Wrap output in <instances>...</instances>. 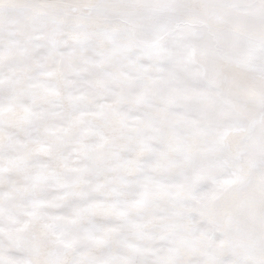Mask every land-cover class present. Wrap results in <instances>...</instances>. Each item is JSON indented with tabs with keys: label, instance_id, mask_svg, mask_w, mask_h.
<instances>
[{
	"label": "snow or ice",
	"instance_id": "1",
	"mask_svg": "<svg viewBox=\"0 0 264 264\" xmlns=\"http://www.w3.org/2000/svg\"><path fill=\"white\" fill-rule=\"evenodd\" d=\"M0 264H264V0H0Z\"/></svg>",
	"mask_w": 264,
	"mask_h": 264
}]
</instances>
